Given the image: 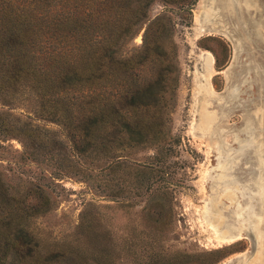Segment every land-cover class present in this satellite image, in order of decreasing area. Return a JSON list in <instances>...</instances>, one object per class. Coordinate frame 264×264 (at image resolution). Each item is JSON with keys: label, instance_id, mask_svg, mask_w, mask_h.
Instances as JSON below:
<instances>
[{"label": "rangeland", "instance_id": "374dc122", "mask_svg": "<svg viewBox=\"0 0 264 264\" xmlns=\"http://www.w3.org/2000/svg\"><path fill=\"white\" fill-rule=\"evenodd\" d=\"M187 1L148 11H171L177 51L164 150L80 157L73 114L0 96V181L31 236L6 264H264V0H197L189 24Z\"/></svg>", "mask_w": 264, "mask_h": 264}, {"label": "trees", "instance_id": "16d2710c", "mask_svg": "<svg viewBox=\"0 0 264 264\" xmlns=\"http://www.w3.org/2000/svg\"><path fill=\"white\" fill-rule=\"evenodd\" d=\"M156 1L179 4V0H0V96L5 104L13 100L16 87L33 88L42 112L57 116L58 122L73 114L79 123L74 144L81 146L80 157L83 147L92 144L102 157L115 150H164L178 60L174 26L167 14L171 11L148 19ZM196 1L188 0L184 7L187 24ZM142 30L141 44L131 47ZM26 209L0 181V264L30 241ZM82 244L98 248L92 236H84ZM76 249H81L78 244Z\"/></svg>", "mask_w": 264, "mask_h": 264}, {"label": "water", "instance_id": "95a60500", "mask_svg": "<svg viewBox=\"0 0 264 264\" xmlns=\"http://www.w3.org/2000/svg\"><path fill=\"white\" fill-rule=\"evenodd\" d=\"M212 15H213V11L212 10H210L209 12H206L204 20L205 21L209 20V17H211Z\"/></svg>", "mask_w": 264, "mask_h": 264}]
</instances>
